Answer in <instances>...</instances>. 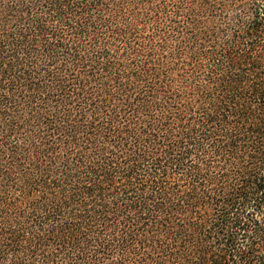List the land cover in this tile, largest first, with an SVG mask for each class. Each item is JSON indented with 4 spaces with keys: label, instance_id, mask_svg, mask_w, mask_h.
<instances>
[{
    "label": "trees",
    "instance_id": "1",
    "mask_svg": "<svg viewBox=\"0 0 264 264\" xmlns=\"http://www.w3.org/2000/svg\"><path fill=\"white\" fill-rule=\"evenodd\" d=\"M0 264H264V0H0Z\"/></svg>",
    "mask_w": 264,
    "mask_h": 264
}]
</instances>
